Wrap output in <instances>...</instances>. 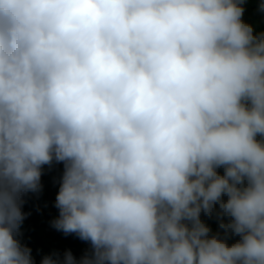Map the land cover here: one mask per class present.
<instances>
[{"label": "clouds", "instance_id": "9594fccd", "mask_svg": "<svg viewBox=\"0 0 264 264\" xmlns=\"http://www.w3.org/2000/svg\"><path fill=\"white\" fill-rule=\"evenodd\" d=\"M245 3L0 0V264H34L23 196L54 161L52 227L89 248L40 264H264V32Z\"/></svg>", "mask_w": 264, "mask_h": 264}, {"label": "trees", "instance_id": "16d2710c", "mask_svg": "<svg viewBox=\"0 0 264 264\" xmlns=\"http://www.w3.org/2000/svg\"><path fill=\"white\" fill-rule=\"evenodd\" d=\"M260 0H246L243 19L251 24L257 33L264 32L263 11L259 9ZM222 172V169L220 170ZM63 173V164L53 162L43 167L42 189L37 193H26L23 196L22 211L26 214L20 228L21 242L31 248L34 264H40L42 256L54 250L63 252L71 250L76 257H80L88 248L87 242L80 240L75 234L65 235L55 230L51 222L58 216L55 198L59 190ZM213 232L217 230L214 219H207Z\"/></svg>", "mask_w": 264, "mask_h": 264}, {"label": "built area", "instance_id": "2783aa9c", "mask_svg": "<svg viewBox=\"0 0 264 264\" xmlns=\"http://www.w3.org/2000/svg\"><path fill=\"white\" fill-rule=\"evenodd\" d=\"M260 2H262V0H260ZM263 18H264V11H263Z\"/></svg>", "mask_w": 264, "mask_h": 264}]
</instances>
